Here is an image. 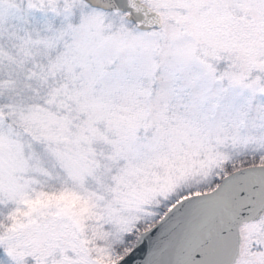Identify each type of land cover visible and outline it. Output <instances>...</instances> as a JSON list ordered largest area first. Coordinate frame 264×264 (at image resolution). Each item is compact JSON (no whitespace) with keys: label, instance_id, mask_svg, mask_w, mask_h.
<instances>
[{"label":"rangeland","instance_id":"rangeland-1","mask_svg":"<svg viewBox=\"0 0 264 264\" xmlns=\"http://www.w3.org/2000/svg\"><path fill=\"white\" fill-rule=\"evenodd\" d=\"M142 1L160 28L81 0H0V244L15 264H112L227 163L264 164V0ZM240 233L234 264H264V213Z\"/></svg>","mask_w":264,"mask_h":264},{"label":"water","instance_id":"water-1","mask_svg":"<svg viewBox=\"0 0 264 264\" xmlns=\"http://www.w3.org/2000/svg\"><path fill=\"white\" fill-rule=\"evenodd\" d=\"M83 1L123 12L140 30L162 25L160 13L141 0ZM263 213L264 164L238 168L212 189L175 201L112 264H234L240 252V225Z\"/></svg>","mask_w":264,"mask_h":264},{"label":"trees","instance_id":"trees-1","mask_svg":"<svg viewBox=\"0 0 264 264\" xmlns=\"http://www.w3.org/2000/svg\"><path fill=\"white\" fill-rule=\"evenodd\" d=\"M252 163H253L252 160L251 161L249 160V161H246V162L241 161L239 163H230L229 162V163H227L225 168H226V171L229 172V171L234 170V169H236L238 167L249 165V164H252ZM219 180H220V178L214 179L212 181V183L216 184ZM208 187H210V186H207V187L206 186L192 187V188L187 189L186 191H182L179 196L180 197L184 196L185 194L190 193L192 190H203V189L208 188ZM158 199H160V197L159 198H154L153 201H157ZM164 210L165 209H163L162 211H164ZM6 222H7V219L5 217H1L0 216V226H1L0 227V233H2L3 226L5 225ZM129 243H130V241H129ZM129 243H126V239H125L124 245L118 244L117 245V249L121 250V252H122V251H124V249H127L126 247L129 246ZM5 246L6 245H4V244H0V264H15V263L9 261L8 259H6V257H5Z\"/></svg>","mask_w":264,"mask_h":264}]
</instances>
